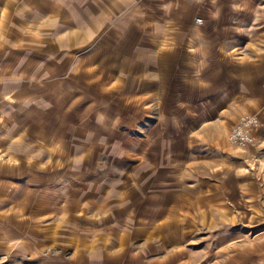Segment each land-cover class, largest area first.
<instances>
[{"label": "rangeland", "instance_id": "rangeland-1", "mask_svg": "<svg viewBox=\"0 0 264 264\" xmlns=\"http://www.w3.org/2000/svg\"><path fill=\"white\" fill-rule=\"evenodd\" d=\"M0 264H264V0H0Z\"/></svg>", "mask_w": 264, "mask_h": 264}, {"label": "built area", "instance_id": "built-area-1", "mask_svg": "<svg viewBox=\"0 0 264 264\" xmlns=\"http://www.w3.org/2000/svg\"><path fill=\"white\" fill-rule=\"evenodd\" d=\"M261 120L256 114L242 115L228 134V142L238 149H248L257 144Z\"/></svg>", "mask_w": 264, "mask_h": 264}, {"label": "crops", "instance_id": "crops-1", "mask_svg": "<svg viewBox=\"0 0 264 264\" xmlns=\"http://www.w3.org/2000/svg\"><path fill=\"white\" fill-rule=\"evenodd\" d=\"M246 114H252V113H246ZM243 115H245V114H243ZM241 116H242V115H241ZM241 116H240V117H241ZM240 117H239V118H240ZM239 118H238V119H239ZM259 118H260V117H259ZM238 119H237V121H238ZM260 120H261V119H260ZM237 121H236V122H237ZM236 122H235V124H236ZM235 124H234V125H235ZM234 125H233V126H234ZM233 126H232V127H233ZM232 127H231V129H232ZM231 129H230V130H231ZM226 132H227V130H226ZM229 132H230V131H229ZM229 132H228V133H229Z\"/></svg>", "mask_w": 264, "mask_h": 264}]
</instances>
